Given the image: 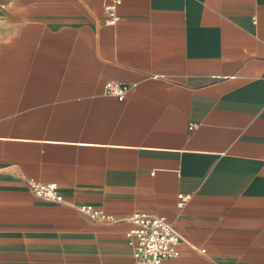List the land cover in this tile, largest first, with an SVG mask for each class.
Here are the masks:
<instances>
[{
    "label": "crops",
    "instance_id": "crops-1",
    "mask_svg": "<svg viewBox=\"0 0 264 264\" xmlns=\"http://www.w3.org/2000/svg\"><path fill=\"white\" fill-rule=\"evenodd\" d=\"M109 3L0 0V264H128L138 213L161 264H264V0Z\"/></svg>",
    "mask_w": 264,
    "mask_h": 264
},
{
    "label": "built area",
    "instance_id": "built-area-1",
    "mask_svg": "<svg viewBox=\"0 0 264 264\" xmlns=\"http://www.w3.org/2000/svg\"><path fill=\"white\" fill-rule=\"evenodd\" d=\"M121 0H111L105 7L107 26H115L120 16L118 6ZM131 86L118 82H106L104 94L114 96L124 101L131 90ZM28 187L39 199L63 203L64 198L60 195L56 184H43L35 180L28 181ZM189 196L179 195V207H183ZM76 209L94 222H115L114 216L104 210L95 209L91 205H82ZM134 228L127 232L128 244L132 249V261L128 264H161L168 259H175L178 255V246L181 236L175 226L165 216L138 213L130 218ZM204 250H202L203 252Z\"/></svg>",
    "mask_w": 264,
    "mask_h": 264
}]
</instances>
